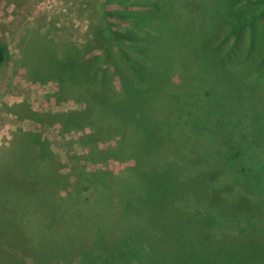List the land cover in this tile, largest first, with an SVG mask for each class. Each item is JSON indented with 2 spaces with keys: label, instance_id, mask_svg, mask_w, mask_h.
I'll return each instance as SVG.
<instances>
[{
  "label": "trees",
  "instance_id": "trees-1",
  "mask_svg": "<svg viewBox=\"0 0 264 264\" xmlns=\"http://www.w3.org/2000/svg\"><path fill=\"white\" fill-rule=\"evenodd\" d=\"M235 5L238 9L215 0H104L99 22L90 27V41L51 47L44 66L27 74L32 83H54L51 98L56 103L81 107L65 113L26 108L19 117L57 125L61 136L80 133L86 149L81 159L101 165L86 180L91 198H100L119 213L123 210L126 219L141 216L160 235L174 227L170 218L182 214L184 207L186 214H201V180L218 170L254 201L243 220L249 221V230L257 232L252 239L262 241L259 246L264 248V139L258 133L264 105L255 95L264 92V16ZM5 58L0 48V65ZM219 83L251 104L228 132L216 130L210 118L215 113L212 89ZM248 117L255 123L243 125ZM14 142L21 145V155L9 154V161L27 159L29 169L12 170L8 193L16 194L8 197L9 217L6 209L0 211L11 228L24 231L26 220H37L39 212L47 222L54 214L62 221L90 205L83 193L68 207L60 198L67 184L51 183L50 175L32 166L57 164L40 136L20 133ZM110 162L123 166L114 173ZM10 171H1L5 180ZM23 237L28 238V228ZM34 242L31 233L26 241L31 252ZM142 244L131 257L137 264L143 262Z\"/></svg>",
  "mask_w": 264,
  "mask_h": 264
},
{
  "label": "rangeland",
  "instance_id": "rangeland-1",
  "mask_svg": "<svg viewBox=\"0 0 264 264\" xmlns=\"http://www.w3.org/2000/svg\"><path fill=\"white\" fill-rule=\"evenodd\" d=\"M103 1L0 2V48L6 54L4 62L0 65V211L6 209L5 215L9 217L8 197L16 194L8 193V189L13 185L12 170L24 172L29 169L27 159L20 162L9 161V154L14 155L13 157L21 155V145L17 143V147L14 144L20 133L38 135L47 143L46 149L55 157L56 166H32L38 169L40 174L50 175L54 180L51 183L67 184L66 191H60V198L67 200L68 207L74 206L73 200L78 195L82 196L84 193L90 198V205L83 207L81 213L77 216L68 215L62 221L54 214L51 215L50 222H47L49 219L41 216L42 212H39L37 220H26L28 226L25 223L24 231L22 228L19 232L11 228L9 220H2L0 217V264H137L136 259L131 257L135 255V250L141 243L144 252L140 260L146 264H264V260H258L264 259V248L259 246L262 241L254 239V243L252 238L257 236V232L249 230V221L243 220L255 203L241 187L233 185L230 178L219 176L218 170L212 171L213 180L209 181L210 176H204L201 180V214L197 211H189V214H186L184 207L182 214L170 218V222L176 223L171 227L173 230L160 235L141 216L126 219L123 210L119 213L113 207L106 208L105 202L102 203L100 198H91L92 189L85 190L86 180L91 178L90 174L101 168V165L94 166L81 159L86 149L80 142V133L71 132L61 136L57 125L40 124L19 117L26 108L42 113H65L81 107L69 101L56 103L51 98L56 90L55 84L32 83L27 74L33 67L44 66L51 47L64 44L82 46L90 41V27L99 22ZM215 1L226 5L228 9H238L236 1L240 7L251 10L253 15L264 16V2L258 4L255 0ZM262 21L260 25L264 28V18ZM21 52L25 54L22 59ZM222 84L219 83L212 89L215 113L210 118L216 130L228 132V127L233 126V120L240 115V111L245 112L246 107L251 104L248 100L242 103L240 93L234 88L225 89ZM248 95L251 99V92ZM255 95L264 105V92ZM259 112L262 118L258 120L261 126L258 133L264 139V107ZM251 122L254 121L248 117L243 125H250ZM215 138H220V135L216 134ZM122 166L123 164L116 162L108 164V168L114 173H118ZM5 168L11 170L6 175V180L1 174ZM216 179L223 182L218 184L214 181ZM208 184L212 188H206ZM21 186L19 185V188ZM145 200L146 198L142 199V202ZM11 201L13 204L15 199ZM0 214L3 215L2 212ZM99 227L101 231L98 229L99 232H96ZM27 228L28 238L31 233L35 238L36 246L33 252L26 243L28 238L23 237L27 236ZM136 244L137 246H134ZM145 244H148L149 248ZM154 244L156 248L150 249Z\"/></svg>",
  "mask_w": 264,
  "mask_h": 264
}]
</instances>
